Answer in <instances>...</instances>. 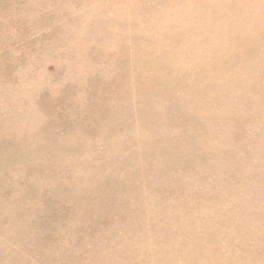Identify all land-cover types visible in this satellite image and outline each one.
I'll return each instance as SVG.
<instances>
[{
	"label": "rangeland",
	"instance_id": "obj_1",
	"mask_svg": "<svg viewBox=\"0 0 264 264\" xmlns=\"http://www.w3.org/2000/svg\"><path fill=\"white\" fill-rule=\"evenodd\" d=\"M263 23L0 0V264H264Z\"/></svg>",
	"mask_w": 264,
	"mask_h": 264
},
{
	"label": "bare ground",
	"instance_id": "obj_2",
	"mask_svg": "<svg viewBox=\"0 0 264 264\" xmlns=\"http://www.w3.org/2000/svg\"><path fill=\"white\" fill-rule=\"evenodd\" d=\"M1 1H2V0H1ZM2 12H3V11H2ZM204 12H205V10H204ZM9 13H10V12H9ZM208 15H211V12L204 13V18H205L206 16H208ZM9 19H10V18H9ZM45 21H46V20H45ZM49 21H51V20H49ZM204 21H205V20H204ZM46 22H48V19H47ZM205 22H206V21H205ZM49 23H50V22H49ZM34 24H37V23H34ZM263 24H264V23H263ZM37 25H38V24H37ZM20 26H21V25H20ZM25 27H26V26H25ZM25 27H24V28H25ZM35 27H36V26H35ZM1 28L4 29V27H1ZM12 28H13V27H12ZM12 28H11V30H12ZM13 29H14V28H13ZM27 29H28V28H26L25 30L27 31ZM31 30H32V29H31ZM0 31H1V30H0ZM3 31H4V30H2V32H3ZM29 31H30V30H29ZM33 31H35V30L33 29ZM25 33H26V32H25ZM25 33H24V34H25ZM11 34H12V33H11ZM19 34H21V33H19ZM22 34H23V33H22ZM28 34H29V33H28ZM3 35H4V34H3ZM3 35H1V38H2ZM9 35H10V33H9ZM13 35L15 36L16 34L13 33ZM5 36H6V34H5ZM16 36H17V35H16ZM6 37H9V36H6ZM18 37H20V36H18ZM1 38H0V39H1ZM4 38H5V37H4ZM12 38H14V37H12ZM9 39H10V38H9ZM2 40H3V39H2ZM172 42H173V41H172ZM30 43H31V42H30ZM2 44H4V43H2ZM32 45H33V44H32ZM4 46H5V45H4ZM0 48H2V46H1ZM203 49H204V48H203ZM5 51H7V50H5ZM8 51H9V50H8ZM24 51H25V50H24ZM92 51H94V50H92ZM203 51H204V50H203ZM2 52H3V51H2ZM5 54H7V53H5ZM12 54H13V53H12ZM95 54H96V53H95ZM5 56H6V55H5ZM10 56H11V55H10ZM2 58H4V57H2ZM2 58H1V60H2ZM7 58H8V57H7ZM60 58H61V57H60ZM103 58H104V57H103ZM9 59H10V58H9ZM2 61H3V60H2ZM4 61H5V60H4ZM221 62H223V61H221ZM119 64H120V63H119ZM119 64H118V65H119ZM177 64H179V63H177ZM118 65H117V66H118ZM3 66H4V65H3ZM177 66H178V65H177ZM175 67H176V66H175ZM1 68H2V67H1ZM121 69H122V68H121ZM121 69H120V70H121ZM122 70H124V69H122ZM3 71H4V70H3ZM102 71H103V70H102ZM124 71H125V70H124ZM161 71H162V70H161ZM171 71H172V70H171ZM125 72H126V71H125ZM146 72H147V71H146ZM120 74H121V73H120ZM122 74H123V73H122ZM122 74H121V75H122ZM147 74H148V73H147ZM111 75H112V74H111ZM145 75H146V74H145ZM148 75H149V74H148ZM178 75H179V74H178ZM11 76H12V75H11ZM118 76H119V74H118ZM155 76H157V75H155ZM3 77H4V76H3ZM112 77H113V76H111V77H109V78H112ZM169 77H170V76H169ZM0 78L2 79V77H0ZM107 78H108V77H107ZM126 78H127V77H124V80H125ZM146 78H147V77H146ZM114 79H115V78H114ZM127 79H128V78H127ZM142 79H143V78H142ZM147 79H148V78H147ZM112 80H113V79H112ZM117 80H119V78L116 79V81H117ZM134 80H135V79H134ZM143 80H144V79H143ZM145 80H146V79H145ZM116 81H114V82H116ZM122 81H123V80H122ZM126 81L128 82V80H126ZM136 81H137V80H136ZM11 82H12V81H11ZM112 82H113V81H112ZM114 82H113V83H114ZM123 82H124V81H123ZM132 82H133V81H132ZM1 83H2V82H1ZM124 84H125V83H124ZM107 85H108V84H107ZM98 86H99V84H98ZM98 86H96V88H97ZM120 87H121V86H120ZM120 87H118V88H120ZM125 87H126V86H125ZM92 88H93V87H92ZM94 88H95V86H94ZM106 88H108V87H106ZM124 90H126V88H125ZM50 91H51V90H50ZM110 91H112V90H110ZM113 91H114V90H113ZM113 91H112V92H113ZM126 92H127V90L125 91V93H126ZM114 93H116V92H114ZM117 93H118V92H117ZM112 94H113V93H112ZM112 94H110V95H112ZM114 95H115V94H114ZM118 95H119V94H118ZM118 95H117V96H118ZM126 96H127V95H126ZM103 97H104V96H103ZM107 99H108V97H107ZM93 100H94V99H93ZM98 100H99V99H98ZM93 103H94V102H93ZM113 103H114V102H113ZM99 104H100V103H99ZM103 105H104V102H103ZM103 105H102V106H103ZM93 106H94V105H93ZM100 108H101V107H100ZM109 110H110V109H109ZM82 121H83V120H82ZM88 129H89V128H88ZM85 133H87V132L85 131ZM156 231H157V230H156ZM128 234H129V233H128ZM129 237H130V236H129ZM130 238H131V237H130ZM153 242H154V241H153ZM19 246H20V245H19ZM155 260H156V259H155ZM183 260H184V259H183ZM16 264H17V263H16ZM196 264H197V263H196Z\"/></svg>",
	"mask_w": 264,
	"mask_h": 264
}]
</instances>
